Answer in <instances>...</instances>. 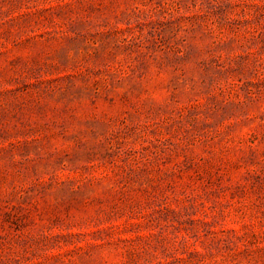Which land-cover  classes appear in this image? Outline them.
I'll use <instances>...</instances> for the list:
<instances>
[{"label":"rangeland","instance_id":"374dc122","mask_svg":"<svg viewBox=\"0 0 264 264\" xmlns=\"http://www.w3.org/2000/svg\"><path fill=\"white\" fill-rule=\"evenodd\" d=\"M0 264H264V0H0Z\"/></svg>","mask_w":264,"mask_h":264}]
</instances>
